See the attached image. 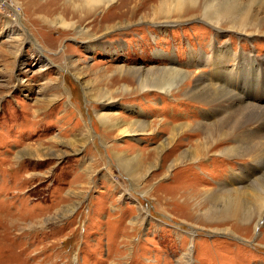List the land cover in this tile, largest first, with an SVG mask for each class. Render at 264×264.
Returning a JSON list of instances; mask_svg holds the SVG:
<instances>
[{
  "label": "rangeland",
  "instance_id": "obj_1",
  "mask_svg": "<svg viewBox=\"0 0 264 264\" xmlns=\"http://www.w3.org/2000/svg\"><path fill=\"white\" fill-rule=\"evenodd\" d=\"M158 2L130 0L137 6L127 11L130 21L106 8L80 22L68 0H0V264H264V220L252 231L255 219L245 227L244 219L205 214L221 207L206 202L219 182L236 188L238 177L258 169L251 158L209 154L165 173L164 150L138 188L114 159L121 152L154 164L173 124L204 121L209 107L183 95L198 77L208 78L211 64L197 56L227 45L264 58V0L252 36L213 26L199 11L142 21ZM50 13L74 26L66 29ZM172 66L186 72L184 80L172 77L175 94L139 85L140 72L169 80L159 68ZM258 88L264 101V85ZM101 111L123 122L109 127L97 119ZM140 121L143 134H120ZM190 132L170 160L203 136ZM223 228L230 233L214 231Z\"/></svg>",
  "mask_w": 264,
  "mask_h": 264
},
{
  "label": "bare ground",
  "instance_id": "obj_2",
  "mask_svg": "<svg viewBox=\"0 0 264 264\" xmlns=\"http://www.w3.org/2000/svg\"><path fill=\"white\" fill-rule=\"evenodd\" d=\"M116 1L68 0L71 4V9H69L70 13L80 17L78 19L80 22L89 15L93 16L98 9L106 8L107 13L112 8H116V12L121 13V16L127 14V18L130 21L131 15L128 17V12L136 13L137 6L130 7V0H118V3L113 5ZM159 1L156 5H150L149 9L152 15L149 19L146 18L148 12H143L139 18L142 21L148 20L156 22L160 19L168 21L171 16H175V18L183 17L184 15H194L195 12L199 11L201 13L200 18L207 20L213 26L226 24L229 29L247 36L259 33L261 21L264 22V20L260 21L258 18V13L260 12L258 8H260L262 0ZM49 4L51 5V3ZM123 7H126V10H123ZM106 12L99 20L103 19ZM52 16L56 20V23H59L66 29L74 26V23L65 21L61 14L58 16L55 15V17L52 14ZM95 19L91 22H94ZM105 27H107L106 31L111 30V28H108V25ZM84 34L88 36L89 32L84 30L81 35ZM93 37L94 35H89L88 39ZM87 42L90 48H95L97 45L96 42L91 40H87ZM213 49L216 53H213L212 56L196 57V59L204 61L206 64H211L209 74L207 75L208 78L206 76H200L195 80L193 87H187L184 89V92L182 91L185 98L204 102L209 107L203 114L204 121L200 120L193 124L180 122L173 124L167 140L163 141L159 148L156 149L157 157L155 158L157 159L154 164H146L141 155L126 156L121 152H114L113 155L114 159L127 172L129 179L136 188L139 187L137 183L141 181L145 173L142 172L144 170L155 169L158 166L159 157L164 150H168L164 158L170 161H168L169 163L166 166L165 173H169L179 165L198 162L199 159L206 158L209 154L217 157L247 156L251 158L254 166L258 169L255 170L254 168V171L249 169L248 174L238 177L239 179L233 183L237 185L236 188L231 186L232 184L230 185L228 181L219 182L218 191L212 192L206 198V202H221V207L219 210L207 211L205 214L209 216L210 220H222V222L228 219H244L246 223L245 227H249L252 223L250 221L255 219L253 220V231L264 220V101L263 99H259V93L257 92L259 91L258 87L264 85V58L254 57V55L245 53L244 51L231 53V48L227 45H218L213 47ZM228 62L231 64L227 65ZM67 68L76 69L71 62L67 63ZM159 71L169 76L170 79H165V75L162 76L161 74L153 76V71H151L150 75H147L150 78H141L140 72L137 78L139 85L142 86V89H156L164 93H169L170 95L175 94L176 92H172V87L170 88L168 85L171 84L173 86V82L171 83L173 76L180 75L184 80L186 72L173 66L159 68ZM240 72H243V75H239L241 74ZM181 87L182 85L178 84L176 87L177 91L182 89ZM248 89L250 91L247 93ZM104 99V103H106L104 106L108 104L111 106L112 102L110 98L107 97ZM113 114L112 111H101L96 116L103 124L109 127H117L123 121L113 117ZM136 124L134 122H127L121 128L120 134L130 136L143 134L146 128L143 122L140 121ZM189 130H192V132L188 136H196L200 133L203 136L201 139H198L197 143L194 141L196 144L192 149L182 152L170 160L167 155L173 154L176 150L175 147H178L177 144H179V140L181 139L180 135L186 134ZM88 135L90 137V132ZM250 172H253L252 175ZM249 174L252 178H250ZM251 202L257 204L258 209L255 212H249ZM253 207L255 208L254 205ZM138 214V218L141 220L143 211L141 210ZM214 231L230 233L226 228ZM184 256L188 260L191 259L188 252Z\"/></svg>",
  "mask_w": 264,
  "mask_h": 264
}]
</instances>
